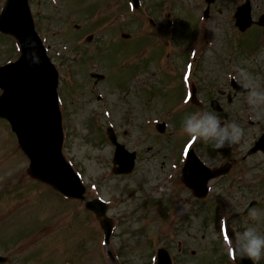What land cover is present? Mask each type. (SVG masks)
I'll list each match as a JSON object with an SVG mask.
<instances>
[{"label":"rangeland","instance_id":"obj_1","mask_svg":"<svg viewBox=\"0 0 264 264\" xmlns=\"http://www.w3.org/2000/svg\"><path fill=\"white\" fill-rule=\"evenodd\" d=\"M30 1L37 30L60 71L63 153L87 186V198L107 202L114 228L110 244H105L103 218L84 209L82 201H68L33 179L27 173L29 159L9 124L0 119V254L8 258L4 264H153L160 246L169 251L173 264H236L225 228L242 235L254 224L264 234L258 230L263 224L260 208L243 215L253 196L261 198L257 187L247 194L238 186L239 178H245L239 167L243 163L211 180L209 194L202 199L194 197L180 177L188 147L194 146L208 165L219 166L243 157L264 126V28L239 32L234 12L244 0H216L207 19L205 0H141L137 13L129 10V0ZM251 3L257 19L264 12V0ZM123 32L130 38H122ZM193 32L198 36L192 42ZM88 34L93 40L82 44ZM16 49L13 39L0 37V64L16 57ZM129 62L139 63L140 76L133 82L131 65L122 67ZM94 73L105 79L97 81ZM231 77L249 91L234 93ZM189 80L201 87L198 110L188 105ZM252 92L257 95L250 102ZM212 99L219 100L221 112L211 107ZM208 113L238 125L240 139L214 149L211 145L223 132L189 137L187 122ZM163 121L166 129L160 133L156 125ZM108 125L129 150L137 151L130 174L112 171L114 146L106 135ZM263 163V153L245 161L252 177L264 173ZM215 206L223 213L218 221Z\"/></svg>","mask_w":264,"mask_h":264},{"label":"water","instance_id":"obj_2","mask_svg":"<svg viewBox=\"0 0 264 264\" xmlns=\"http://www.w3.org/2000/svg\"><path fill=\"white\" fill-rule=\"evenodd\" d=\"M214 0H207L210 4ZM134 7H138L139 0H132ZM209 9L205 11L208 16ZM236 25L241 31H245L253 24L251 16L250 0H246L238 7ZM264 26V14L257 21ZM0 31L11 34L19 43L21 55L15 62L0 66V117L7 119L12 130L17 134L22 150L30 158L28 172L33 177L51 184L56 189L70 197L85 199L86 188L80 177L76 174L71 164L62 153L63 127L62 116L58 99V71L47 55L43 42L38 35L28 0H7L0 14ZM127 37V34H123ZM30 38L35 43V52L40 58V63L30 66L25 59L26 39ZM33 60V56H29ZM239 91L242 86L232 80ZM213 105L220 109L214 101ZM224 126L220 122V128ZM217 129V134L220 131ZM160 131H164V124H160ZM107 134L115 145L114 168L115 173H129L132 171L135 160V152L130 153L125 146L118 142L112 127L107 128ZM264 147V138L261 137L253 151ZM229 164L210 169L195 156L193 150L188 154L184 170L183 181L190 187L196 196L202 197L207 193V181L215 176L227 172ZM86 206L99 215L106 213V204L101 200H91ZM106 241H109L112 222L109 218L103 221ZM232 235V234H231ZM234 257L240 264H253L251 260L241 261L234 251ZM5 260L0 256V262ZM156 264H172L168 251L160 248Z\"/></svg>","mask_w":264,"mask_h":264},{"label":"clouds","instance_id":"obj_3","mask_svg":"<svg viewBox=\"0 0 264 264\" xmlns=\"http://www.w3.org/2000/svg\"><path fill=\"white\" fill-rule=\"evenodd\" d=\"M26 49L31 48L32 52H25V59L29 62L30 66L35 63L38 65L40 63V58L35 52V43L31 41L30 38L26 39L25 42ZM33 56V60H29V56ZM255 92L250 93L249 100L256 96ZM220 128V120L212 113H208L205 118L197 120L195 123L192 121L187 122L186 131L190 133L189 137L203 138L210 133H216L217 129ZM224 136L215 143L211 145L214 149H220L226 146H231L236 143L241 136V129L235 123H224V126L220 128ZM227 139L228 143L225 144L224 140ZM230 248L234 250L241 261L248 259L253 261V264L264 255V234L259 233L254 227H247L244 229L242 235L240 233L234 234V239L230 244Z\"/></svg>","mask_w":264,"mask_h":264},{"label":"flooded vegetation","instance_id":"obj_4","mask_svg":"<svg viewBox=\"0 0 264 264\" xmlns=\"http://www.w3.org/2000/svg\"><path fill=\"white\" fill-rule=\"evenodd\" d=\"M200 89H201V87H199V86H197L196 87V91H197V96H198V94L200 93ZM189 106L190 107H194V108H196L197 110L199 109V107H201V104L200 103H198V104H189ZM192 118V117H191ZM260 134L261 135H264V126H262L261 127V130H260ZM252 146V145H251ZM251 146L249 147V148H251ZM248 148V149H249ZM257 153H263L264 154V150H262V151H258ZM257 153H254V154H257ZM246 154V153H245ZM254 154H249V155H254ZM247 157H249V156H243V157H241L240 159H238V158H231L230 159V161H231V172L234 170V168L235 167H237V165H238V163H243V167H241V165H239V167L240 168H242V172L244 173V174H246V176H247V178H243L242 176H241V178H239V182H238V186H240V187H242V188H244L245 190H247L246 192H247V194H249V192L251 193V194H253V192H252V189L254 188V187H257L256 189H258L260 192H261V200L260 199H256V195L255 196H253V199H251L249 202H251V201H255L256 203H255V205L249 210V212L247 213V215L248 214H250L254 209H256L257 208V210H259V208H260V211H261V213H262V226H259L258 227V230L261 232V230L264 232V173H261V174H258V175H256L255 177H252L253 175L252 174H249V172L251 171V170H247L246 169V165H245V161L247 160ZM253 165V164H252ZM263 165V166H262ZM251 166V165H250ZM261 166H262V172H264V163L263 164H261ZM235 183V180L232 182V184H234ZM255 197V198H254ZM249 204V203H248ZM259 222V221H258ZM251 227H254V224L253 225H251ZM264 259V258H263ZM263 259H258L257 260V264H264V260Z\"/></svg>","mask_w":264,"mask_h":264}]
</instances>
